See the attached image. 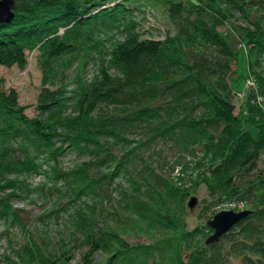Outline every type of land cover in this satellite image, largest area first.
I'll use <instances>...</instances> for the list:
<instances>
[{
	"label": "rangeland",
	"instance_id": "rangeland-1",
	"mask_svg": "<svg viewBox=\"0 0 264 264\" xmlns=\"http://www.w3.org/2000/svg\"><path fill=\"white\" fill-rule=\"evenodd\" d=\"M81 10H90L84 14L93 16L92 22L68 27L64 39L72 42L74 49L46 63L47 70L42 67L45 52L37 44L28 47L25 68L0 70L2 89L16 90L30 117L50 119L51 113L38 109V99L43 92L56 90L65 113L73 114L77 99L91 88L101 68L110 65L109 52L132 35L140 39L173 38L194 54L204 55L205 51L197 46L190 49L186 42L187 35L194 36L199 26L202 33L208 34L211 28L223 38L221 49L235 46L239 56L223 53L220 57L219 47L204 45L228 62L223 70L230 77L237 112L247 116L252 108L256 121L264 122V52L248 59L244 35L255 22L264 20V0H81ZM62 29L60 33L65 31ZM94 121L87 124L92 126ZM146 131L149 129H137L126 135V142L119 146L112 139L92 136L81 147L57 140L52 146L36 149L31 160L26 159L33 164L29 170L10 176V185L2 183L4 188L0 189V264H84L87 246L80 233L84 230L82 220L98 231L115 230L132 246H157L164 232L134 213V200L139 197L136 190L147 178L142 174L152 170L191 191L187 208L180 213L181 224L173 232L179 235L185 263L207 264L212 259L213 264H264V219L256 217L264 209V154L253 169L235 171L231 187L218 186L213 183V170L223 155L217 156L206 141H197L180 152L160 139L163 144L148 150L151 146H140L147 140L141 141ZM212 135L218 144L221 133ZM233 140L226 152L232 149ZM28 143L22 145L31 152L34 148ZM16 146L17 151L21 143ZM130 149L135 150L131 173L122 172L114 179L115 162L108 168L99 167L104 157L121 164V157ZM205 178L212 186L203 182ZM84 179L89 188L83 189V183L78 186ZM192 197L197 198L193 209L189 206ZM231 209L251 213L218 242L208 245L206 240L214 233L208 220ZM186 231L193 233L183 236ZM131 253L132 257L127 255L119 264H171L163 248ZM96 258V264L109 260L103 251Z\"/></svg>",
	"mask_w": 264,
	"mask_h": 264
},
{
	"label": "trees",
	"instance_id": "trees-1",
	"mask_svg": "<svg viewBox=\"0 0 264 264\" xmlns=\"http://www.w3.org/2000/svg\"><path fill=\"white\" fill-rule=\"evenodd\" d=\"M15 10L11 22L0 24V70L14 66L25 68L27 49L29 46L33 48L34 44L45 52V66L42 67L47 70L51 61L74 49L73 43L64 39L68 27L88 24L93 19V16L87 18L84 14L90 10H81V0H16ZM62 28L65 31L60 33ZM196 28L195 35H187L186 42L190 49L197 46L205 51L202 56L184 48L173 38L140 39L132 35L119 42L109 52L110 65L101 68L91 88L77 99L73 114H66L63 110L62 100L56 95L59 91L40 95L38 109L42 113H51L48 121L30 117L25 112L26 106L19 101L18 92L2 89L0 77V189L4 188L2 183L9 184L7 179L10 176H21L29 170L32 163L27 160L30 161L31 155L42 145L52 146L54 141L62 140L81 147L92 136H102L114 140L119 146L126 142V135L143 128L149 131L144 132L141 141L147 140L140 146H151L148 150L163 144L160 139L172 143L180 152L197 141H206L217 156L223 155L213 170L216 172L213 183L218 186L231 187L235 171L253 169L264 154V122L256 121L252 108L247 116L237 112L228 83L230 77L223 70L224 66L228 67V62L204 45L219 47L220 57L223 53L237 57L239 53L235 46L221 49L225 41L213 29L209 28L206 34L199 26ZM244 35L249 47L248 59L261 55L264 52V20L255 22ZM88 121H94L92 126L87 124ZM218 133L222 136L216 144L212 134ZM233 137L232 149L226 152ZM24 141L34 148L31 152L23 147ZM20 143V149L16 151L15 147ZM134 151H125L121 164L116 159L101 158L99 167L108 168L115 162L114 179L122 172L131 173ZM224 163L231 166L225 168ZM142 175L148 179L136 190L139 197L134 200V213L144 223L154 224L164 232L159 244L132 246L115 230L100 228L98 231L95 227L89 228L88 221L82 220L80 225L84 230L80 233L87 246L82 257L84 264H96L99 251L109 258L100 264H119L127 255L132 257L131 252L155 248H163L171 264H188L181 254L179 235L173 232L181 224L180 213L187 208L191 191L178 187L155 170ZM84 181L78 186L83 183V189L89 188ZM203 182L212 186L207 178ZM256 217L263 220L264 209L259 210ZM171 233L173 235L169 237ZM192 233L186 231L183 236ZM207 264H213V260Z\"/></svg>",
	"mask_w": 264,
	"mask_h": 264
},
{
	"label": "water",
	"instance_id": "water-1",
	"mask_svg": "<svg viewBox=\"0 0 264 264\" xmlns=\"http://www.w3.org/2000/svg\"><path fill=\"white\" fill-rule=\"evenodd\" d=\"M46 1V0H40ZM16 0H0V24L11 22L15 17ZM197 205V198L192 197L189 201L191 209ZM251 211H235V210H222L218 212L212 219L208 220L207 224L210 226L214 233L207 238L206 243L213 244L218 242L223 235L228 233L240 221L247 218Z\"/></svg>",
	"mask_w": 264,
	"mask_h": 264
},
{
	"label": "built area",
	"instance_id": "built-area-1",
	"mask_svg": "<svg viewBox=\"0 0 264 264\" xmlns=\"http://www.w3.org/2000/svg\"><path fill=\"white\" fill-rule=\"evenodd\" d=\"M63 30V29H62Z\"/></svg>",
	"mask_w": 264,
	"mask_h": 264
}]
</instances>
